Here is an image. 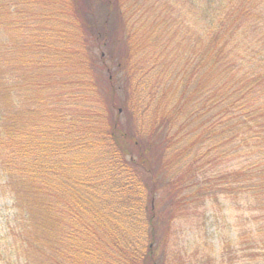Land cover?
<instances>
[{
  "label": "trees",
  "instance_id": "obj_1",
  "mask_svg": "<svg viewBox=\"0 0 264 264\" xmlns=\"http://www.w3.org/2000/svg\"><path fill=\"white\" fill-rule=\"evenodd\" d=\"M57 1L51 3L57 8L53 19L41 15L42 0L39 15L29 0H0L3 187L15 198L24 187L33 196L41 193L43 213L52 225L57 223L49 216L57 218L60 208L51 207L60 202V178H66L62 170H70L67 178L76 188L94 190L97 204L90 206L92 198L85 196L68 211L78 224L76 237L90 233L96 239L89 244L98 245L96 240L101 245L97 251L81 249L89 257L76 264H166L158 261L160 252L176 255L183 249L180 261L171 264H213L214 256L224 259L230 243L213 241L222 232L213 202H240L245 212L239 219L246 221L237 227V257L228 255L229 261L219 264H259L264 254V238L262 243L255 238L264 235V0H201L194 9L199 16L189 17L180 37L193 33L197 46L190 48L181 77L175 78L178 69L167 85L162 81L168 64H162L161 74L157 62L147 70L141 62L150 55V40L165 47L161 35L170 29L143 37L136 48L127 14L131 0ZM203 18L211 26L202 37L191 27ZM164 39L170 43L173 37ZM96 48L107 52V57L97 56L106 75L101 84L95 77ZM153 71L162 85L149 76ZM140 82L146 90L141 95ZM178 85L182 91L176 96L171 90ZM137 120L146 124L140 132ZM90 165L96 175L81 178ZM46 176L56 188L48 194L39 192ZM109 192L116 200L119 194L125 199L117 201L120 211L130 218V230L135 226L145 232L138 238L145 239L143 244L131 236L117 237L122 219L110 225L105 214L110 200L100 203ZM188 221L196 222L197 232L204 230L199 238L217 246L211 259H204L199 245L192 254L186 246L170 249L180 229L186 233L179 224ZM61 237L72 241L65 247L78 246L69 233Z\"/></svg>",
  "mask_w": 264,
  "mask_h": 264
},
{
  "label": "rangeland",
  "instance_id": "obj_2",
  "mask_svg": "<svg viewBox=\"0 0 264 264\" xmlns=\"http://www.w3.org/2000/svg\"><path fill=\"white\" fill-rule=\"evenodd\" d=\"M29 1L33 3L32 5H28V6L32 9L34 13L39 15L36 7L40 8V0H29ZM200 1L201 0H131L127 4V6H129L127 14L130 16V22L135 21L132 24L129 22L130 29L135 32L134 36L131 37V43H133L134 47L136 48L140 47L142 43L145 42L143 37H148V35L154 34V31L161 32L162 30H166L167 28L170 29L168 31H165L164 34L161 35L163 36L162 41L164 42L165 47L163 46L155 47L154 43L152 44L153 41L150 40V47H148L151 49V51L149 52L150 55L149 56L147 55L148 59L146 58V60H142L141 62L143 66V70L146 69L147 66L151 64L153 68V63L157 62L154 64L157 65V67L159 68V73L161 74H162V70L164 69L162 64L164 63H166V65L168 64V70L163 75V81H162V83H166V85L171 82L174 73H176L178 69L180 71L177 72L176 74L177 76L175 78L179 79L181 77L182 75L181 70H183V66L189 64L188 53L190 52V48L192 46L194 47L197 46L196 43L194 44L193 40H191L193 33L192 35L191 34L186 35L188 38L185 36L184 38H180V37L185 31L184 27L186 25L189 26V23L187 22V20H189V17L199 16L198 12H195L194 9L198 10L202 6ZM232 1L231 3H233ZM52 2H57L59 4L57 0H42L41 2L42 7L40 8L41 10L40 13L42 16H44L45 14L46 16L55 19L57 17V13H56L57 8L52 7L51 4ZM0 8L2 9L1 6ZM191 8L192 10L189 12ZM58 9H62L60 5ZM202 12L203 11H200L199 13L201 14ZM59 15L60 17H62L61 14ZM163 16H166L165 19H163ZM13 19L17 20L16 18ZM169 19H171V21ZM192 19L193 18H191V20ZM202 21H203L202 24L198 23L197 26L193 24L191 28L193 29L194 27L197 30V36L201 35L203 37L204 35H206V31L208 32V29L210 28L211 25L208 22H206L204 18ZM110 22L112 29L117 27L114 18H112ZM171 22L172 24H170ZM164 36L167 37L170 36V40L172 36L173 39L171 40L170 43H166ZM148 44L149 42H147V46ZM97 48L94 51L96 53V58H95L96 62L94 63L96 64L95 77L96 80L101 84V83H105L106 75L105 73H103L100 67L101 61H99L97 56L103 54L105 55V57H107V52L105 48L104 50ZM124 49L125 46H123V51ZM199 61H197V63L195 64V68L198 65ZM159 73L153 71L149 73V76L155 78L154 81L155 83L157 82L159 85L160 84L162 85V83L158 81V78L160 77ZM181 88L182 86L178 85L177 87H175L174 91L172 89L171 92L177 96L182 91ZM145 91L146 90H144V84L140 82L138 92L141 95ZM119 111L120 108L118 109V112ZM140 122L142 123V121L139 120H137L136 122V126L139 132L141 127L142 129L146 127V124L145 126H141ZM89 161L90 159H88V161L86 162ZM76 166L78 168L82 167V165L79 164H77ZM69 171L70 170H62V174H63L62 176H66V178L65 179L60 178L62 179L61 180L62 185L64 186L63 188H61L60 191V198H59L60 202L55 201L54 203V201L51 200L54 199V197L56 199L59 193L54 194V197H52V195L51 196L46 195V198L47 199L49 198L48 200L53 201L54 203V205L51 208L53 209L60 208V210L57 212V218L54 217L53 215L49 216L56 221L57 224L54 225H52L51 223L52 220L48 219V217L43 213L44 204H42L41 193L33 196L31 192L24 187L20 191V195L16 196L17 198H15L14 197L15 195L12 196V194H10V191L8 190L7 187L5 188L3 187L2 184L5 181L2 177H0V264H76L78 259H80V261H85L87 257H89L87 256L89 253L86 254V256L82 255L85 253L84 251H80L81 249L83 248L86 249L87 247L92 251H97L99 249V246L101 247L100 242L98 243L96 240H92V242L94 241L98 245L94 246V243L93 245L91 243L89 244V241L92 238L96 239V237L93 235L90 238V233L87 235L86 234L84 235L82 233V235L80 236L77 235V237H76V233H74L75 226L77 227L78 224H76L75 222L73 223V221H71V217L68 212L69 207L71 205L76 204L77 202L76 200L80 201L81 199H85V196L86 198H92L91 204L90 202H87V204H89L90 206L93 204H97L96 199L98 200V198L93 197L94 190L92 188L89 190L82 187L76 188V186L73 185L71 181H68L67 177L70 175ZM92 175L93 176L96 175V171L93 169L92 165L89 166L88 170H85L81 172V174H79L81 178L86 180L91 179L90 177ZM126 177L127 175L123 173V178ZM52 179H53L52 177L46 176L45 179L46 185L41 189L39 188V192L48 190L46 191V193L48 194L53 190H56V188L51 183ZM36 183L42 184L43 181L40 182L39 180H36ZM107 188H108L107 185L104 187H100V189L98 190L99 195L101 193V189L104 190ZM106 198L107 200H110V204L108 205L106 201V207L108 208L106 209L105 212L106 215H109L107 216L109 224L117 225L118 221L122 219L119 222L120 226L118 228L119 231H117L118 234L117 237L123 239L124 237L131 236L132 240L134 242L136 241L138 245L143 244L142 242H144L145 239L144 241L142 240L138 241V238L145 235V232L144 234H142V232L140 233L138 227L135 226L133 227L131 226L132 228L130 230L129 228L131 225L130 218L127 217L126 214H122V212L120 211V206H119L120 204H118L117 201L119 203L123 201L124 198H121V194L118 195V200H116L114 194L109 192L108 197L104 196L103 199L101 200L99 199L100 203L105 201ZM112 200L115 201L112 203ZM228 201L229 200H225L224 203L213 202L214 205L212 204L215 207L214 209L216 210L215 213L216 216H218V220L222 222L221 235L220 237L218 235H214L213 241L215 242L216 239H220V240L223 239L225 243L230 242L229 244H225V249L223 250L224 259H222V257L214 256V258H212L213 264H219L220 262L223 261L225 262L229 261L228 255L230 256L233 255L237 257V254H235L234 252V249H237V245L235 243L236 242L235 235H238L236 234L237 227L240 225V222H242V219L246 221V219H244L243 217L239 219V215L242 216L241 215L242 212H245L243 208L242 210L240 209L239 206L242 207L240 202L236 203V202H232V201L228 202ZM121 204L124 205L123 202ZM138 204H132V205L134 207L139 208ZM220 208H223V210ZM195 217L197 218L198 214ZM92 218L84 219L83 221L85 224H88L91 223L90 220ZM164 224H165L164 221L160 222V226H159L160 233H162V231L164 230ZM195 224L196 222H190V221H188V223L181 222L179 225L185 227L186 233L184 232V229L181 228L180 232L173 239V243L171 242L170 249H175L176 251L177 249L186 246L187 247V249L185 250L186 253L192 254L194 252L196 245H199L201 249H203V251L205 252L203 254L204 259L209 260L211 259L212 256V251H213L212 249L216 248L217 246L215 244L212 246L208 244V241L204 242L201 238H199L200 234L204 233V230L203 232H197L196 229L194 230ZM135 228L139 231H136ZM28 232L30 234H28ZM64 233L65 234L69 233L70 236L74 237L76 241L73 242V245L74 243H77L78 246L74 248H70L69 246L65 247V242H69L70 240L68 241H66V239L63 240L64 237H61V235L64 236L65 235ZM54 238L59 239L61 241H55ZM84 238L86 242L83 241ZM255 238L259 243H262L261 239L264 238V235L258 234L256 235ZM70 242L69 243L72 244V241ZM28 243L30 246L28 245ZM81 244L84 245L85 247L84 246L80 247ZM60 248L62 250L64 249V251H62ZM183 251L184 249L182 251L180 250L179 251L180 254L178 253L176 255L171 254L170 252H168V255H166L164 252L162 253L160 252L159 254L160 259L158 261L160 263L165 261L166 264H171L174 261H180L181 258L179 255H182L181 252ZM213 253H216L215 249ZM53 256L56 258L52 260V258H54ZM75 256L78 258H75ZM259 264H264V254L261 255Z\"/></svg>",
  "mask_w": 264,
  "mask_h": 264
}]
</instances>
